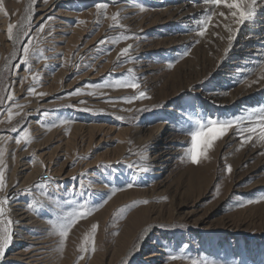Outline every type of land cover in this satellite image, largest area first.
Wrapping results in <instances>:
<instances>
[{
  "label": "rangeland",
  "instance_id": "rangeland-1",
  "mask_svg": "<svg viewBox=\"0 0 264 264\" xmlns=\"http://www.w3.org/2000/svg\"><path fill=\"white\" fill-rule=\"evenodd\" d=\"M100 2L109 6L98 13ZM0 3V198H16L5 210L16 223L0 264H264V201L245 203L264 195V141L257 133L241 145L248 134L237 131L264 107V49L253 37L257 29L264 40V2L231 51L224 25H236L226 8L197 35L209 9L203 0H187L182 12L196 17L185 25L169 0ZM26 45L28 62L17 70ZM130 82L140 87L117 86ZM140 91L149 98L123 102ZM208 117L241 119L193 165L185 158L190 132ZM24 130L32 138L26 150L15 142ZM82 204L98 208L73 225L61 249L52 225ZM151 252L158 257L146 259Z\"/></svg>",
  "mask_w": 264,
  "mask_h": 264
},
{
  "label": "snow or ice",
  "instance_id": "snow-or-ice-1",
  "mask_svg": "<svg viewBox=\"0 0 264 264\" xmlns=\"http://www.w3.org/2000/svg\"><path fill=\"white\" fill-rule=\"evenodd\" d=\"M46 2V0H45ZM195 2V0H194ZM264 2V0H203V3L209 6L208 12L205 14V17L203 20H200L198 23L200 24V29L197 31L198 36H204L205 32L207 30L208 23L212 20L213 16L216 15V12L214 11L217 8L223 7L229 10V15L232 19V22L236 25V29L233 30L228 24H225V30L228 31L229 36V45L230 48L234 44V40L236 35H238L239 29L246 24V22L251 21L254 19L256 15V8L259 3ZM109 5L106 2H100L95 4V8L97 9V12L100 13L102 10H105ZM3 5L0 3V9H2ZM143 10V9H141ZM220 16H224L225 14L223 12L219 13ZM51 19V17L49 18ZM227 19V17H225ZM113 21L117 20L116 16L112 17ZM13 25L8 26V36L9 39H12V32H13ZM38 32L44 31V25L41 24L40 27L37 29ZM135 37L130 36H124L123 39H134ZM105 40H101L98 42V44H104ZM31 44V38L28 40V45ZM131 45L129 47L122 49L121 53L119 55H127L130 51ZM227 49L226 51L230 50ZM29 46L23 47V57L20 59L19 63L16 65L17 70H19L20 65L27 64L29 59ZM187 54V53H185ZM129 71H132L131 69ZM36 77H33V80L35 81ZM260 79H264V72H262V75ZM258 81H254L253 83H256ZM118 87H124V88H131L133 90H136L140 87L138 82H130V83H124V84H117ZM88 87H100V85H88ZM29 95H32L35 92L34 88L28 89ZM82 94L79 89L75 90L73 93H70V95H80ZM91 94V93H89ZM41 97H43L44 93L39 94ZM8 100L12 101L13 96L10 94L8 95ZM149 97L144 91H140L138 95L132 96L129 98H125L123 102L125 103H132L136 100H144L148 99ZM83 103V102H82ZM18 107H21L18 105ZM138 111H147V109L138 110ZM45 116L48 115L47 112L44 113ZM254 117L255 122L250 127H238V124L240 123L241 118L233 117V118H225V119H219V118H212L208 117L206 119H203L198 122L197 126L195 127V130L190 132V144L185 149V158L192 163L193 165L199 164L201 159H206L209 151L213 148L214 143L225 136L229 129L237 128V131L241 134L247 133L248 135L245 137L241 135V145L248 143L252 140L253 135L258 133V138L261 141H264V107L252 109L249 111L247 119L251 121ZM9 119H11V115H9ZM62 123H67V121H62ZM12 132H16L17 128L13 127L11 129ZM15 142L17 145L23 144L26 146L32 142V138L27 130L22 131L18 138L15 139ZM3 153L0 152V157H2ZM3 165V160L0 159V191H2L5 188V170ZM146 168H141V171H146ZM226 172H231V166L226 167ZM74 180L77 178H73ZM80 183H83V176L80 178ZM133 185H129L131 187ZM114 194V193H113ZM110 198V197H108ZM16 199L15 197L11 196H4L3 198H0V260H3L5 258V252L11 245L13 238H14V222L10 218L6 216L5 208L10 205V202ZM261 201H264V195H261L257 199H248L245 201V203L251 204V203H259ZM107 199L103 201V203H106ZM141 203L147 204L148 201H142ZM27 206L31 209L34 208L35 205L32 203H28ZM243 206V205H241ZM98 208V206H92L87 207L86 205H81V210H78L74 213H70L69 216L66 218L65 222L59 225L53 224L52 227L55 230L56 234L60 237V247L63 248L64 240L67 238L70 229L73 227L74 224L77 223V221L87 217L88 215H91L93 211H95ZM97 228V225H92V232L95 233ZM145 231H148L145 229ZM91 236L85 237V243H87L89 240H91ZM135 247V245H134ZM89 249L84 247L82 245L80 251L86 252ZM94 251V248L92 249ZM180 257L176 255L169 256L168 259L175 261L179 259ZM78 259L82 260L85 259L84 255H81Z\"/></svg>",
  "mask_w": 264,
  "mask_h": 264
},
{
  "label": "bare ground",
  "instance_id": "bare-ground-1",
  "mask_svg": "<svg viewBox=\"0 0 264 264\" xmlns=\"http://www.w3.org/2000/svg\"><path fill=\"white\" fill-rule=\"evenodd\" d=\"M182 1H184V3L183 2H177V1H174V0H169V2H171V3H173L174 4V7H175V9H176V11L174 12V14L177 16V23L178 24H182V25H185V24H187L188 22H191V21H193L194 19H195V17H196V15H194V14H189V13H191L192 11H194V9H192V11H190L189 13L186 11L185 13H183L182 12V10H183V6L184 5H188L186 2H187V0H182ZM158 4H161V3H163V2H157ZM190 4V3H189ZM201 10L202 11H206V9H205V7L204 8H201ZM176 20V19H175ZM192 26L193 27H196L197 26V22H192ZM242 29V27L239 29V31ZM259 32H260V30H257V29H255V30H253V34H254V40H257L258 42H256V44L259 46V47H261L262 49H264V40H259L260 38H257V36L256 35H258L259 34ZM239 33V32H238ZM235 41V40H234ZM248 42V40H246L245 42H244V44L245 43H247ZM244 46V45H243ZM233 47V45L231 46V48H230V45H229V43H228V48L227 49H233L232 48ZM242 47V46H241ZM241 47L240 48H238V50H237V52H236V54H238V53H243L242 51H241ZM231 51V50H230ZM226 54V53H225ZM233 56V55H232ZM253 57H257V53L255 52L254 53V55H253ZM226 72V71H225ZM231 80V79H230ZM229 81V80H228ZM229 85H231V84H229ZM264 86V85H263ZM260 91V90H259ZM243 96V95H242ZM246 96V95H245ZM256 96V93H254V95H253V97H255ZM240 99V98H239ZM49 177V176H48ZM7 196H11V197H13V192H11V193H8V194H6ZM6 195H3V197L4 196H6ZM14 207H16V206H14ZM7 209V207L5 208V210ZM18 232V231H17ZM21 242V241H20ZM158 251V250H157ZM37 256H38V254H32L31 256H29V258L31 259V262H33V261H35L36 259H37ZM156 257H158L156 254H154V252H151L150 254H149V256L146 258V259H155ZM9 260V259H8Z\"/></svg>",
  "mask_w": 264,
  "mask_h": 264
}]
</instances>
